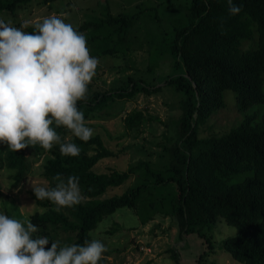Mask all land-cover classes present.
<instances>
[{"label":"trees","instance_id":"trees-1","mask_svg":"<svg viewBox=\"0 0 264 264\" xmlns=\"http://www.w3.org/2000/svg\"><path fill=\"white\" fill-rule=\"evenodd\" d=\"M31 2L0 0V13H14ZM233 3L241 7L236 15L229 13L227 0H189L182 23L167 39L174 71L166 76L164 84L181 92L182 97L176 137L170 145L162 146L166 159L160 167L141 160L123 171L95 172L93 167L101 159L113 155L101 136L94 134L84 142L73 135L70 138L66 128L54 124L62 142L70 139L80 147L78 156L62 155L59 145L47 151L39 144L30 145L14 152L0 143V162L12 171L13 187L28 171L27 152L45 154L42 174L48 187H55L53 177L57 173L65 182L70 175L79 177L81 202L59 212L53 210L54 204L37 200L30 192L37 207L28 216L38 228L33 237H47L46 249L58 240L59 230L68 234V242L60 246L93 240L91 232L98 222L126 207L134 211L141 225L161 215L175 221L180 235L195 233L206 246L196 264H202L201 259L213 250L210 231L222 217L226 224L236 227L237 233L223 239L220 247L241 264H264V112L255 123L252 114L244 115L219 136L199 135V126L225 108V90L235 92L238 112L264 104V0ZM140 11L115 15L106 6L102 16L76 28L86 35L92 56L125 55L130 49L129 30L138 21ZM33 30V26L27 28L28 33ZM160 89V85L128 76L124 85L113 90L88 91L87 99L78 101L77 106L86 120L116 99L130 100L139 92L149 94ZM147 119L140 110L132 109L123 118L124 128L138 130ZM251 170L250 176L231 182L234 176ZM133 176L135 183L121 194L101 197ZM41 209L46 211L41 214ZM114 231L111 227L107 233ZM169 251L173 264H181L175 249ZM106 256L104 253L99 264Z\"/></svg>","mask_w":264,"mask_h":264},{"label":"rangeland","instance_id":"rangeland-1","mask_svg":"<svg viewBox=\"0 0 264 264\" xmlns=\"http://www.w3.org/2000/svg\"><path fill=\"white\" fill-rule=\"evenodd\" d=\"M38 1L32 0L14 13L2 12L0 18L16 27L26 25L24 31L27 32L29 26L53 14H66L65 22L77 27L86 20L102 16L106 6L115 15L141 10L138 21L129 30L127 41L130 49L125 55H94L100 63L88 91L113 90L124 85L128 76L160 85L161 89L149 94L139 92L130 100L116 99L85 121L86 126L100 135L104 145L113 152L111 157L101 159L93 167L95 172L123 171L141 160L160 167L166 159L162 146L170 145L176 137V122L181 114L179 100L182 97L181 92H175L164 84L166 76L174 71L167 51V39L174 27L182 23L189 0H56L50 4ZM224 101L225 108L199 126L201 137L221 135L246 114H252L253 122H258L264 112L263 103L238 112L235 92L229 89L224 91ZM132 109L140 110L148 118L138 130L124 128L123 118ZM69 136L71 138L72 134ZM26 155L28 171L16 187L12 186V171L0 162V213L7 215L8 212L18 219L28 218L37 209L30 196L32 186H48L42 174L45 154L27 152ZM251 174L252 170L236 175L231 182L241 181ZM135 179L130 177L120 186L109 188L101 197L121 194L135 183ZM111 227H115V231L107 233ZM236 233V227L218 217L210 231L214 248L201 259V263L241 264L220 247L223 239ZM91 234L93 240H100L107 248L102 264H173L170 249H175L181 264H196L198 255L206 249L195 233L180 235L170 217L157 215L141 225L134 211L126 207L104 216ZM67 238L66 232L58 231L57 239L61 243H67Z\"/></svg>","mask_w":264,"mask_h":264},{"label":"clouds","instance_id":"clouds-1","mask_svg":"<svg viewBox=\"0 0 264 264\" xmlns=\"http://www.w3.org/2000/svg\"><path fill=\"white\" fill-rule=\"evenodd\" d=\"M227 3L231 15L241 11L233 0ZM65 17H44L31 33L24 31L26 25L16 27L0 18V143L14 152L30 145L46 151L59 145L62 155L78 156L80 147L70 139L62 142L53 124L84 142L94 135L77 102L87 99L100 61L91 55L86 35ZM53 180L55 187L32 186L37 200H48L56 212L81 202L79 177L70 175L65 182L57 173ZM36 231L27 217L0 213V264H99L107 251L95 239L64 246L52 241L46 249L49 239L34 238Z\"/></svg>","mask_w":264,"mask_h":264}]
</instances>
